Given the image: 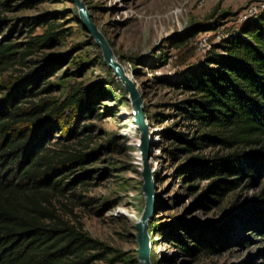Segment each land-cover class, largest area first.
Instances as JSON below:
<instances>
[{
    "label": "rangeland",
    "instance_id": "1",
    "mask_svg": "<svg viewBox=\"0 0 264 264\" xmlns=\"http://www.w3.org/2000/svg\"><path fill=\"white\" fill-rule=\"evenodd\" d=\"M84 1L144 97L152 133L149 163L156 185L155 212L150 220V236L156 245L153 264H264V236L240 228L237 221H227L226 247L193 255L182 249L184 236L211 232L221 227L232 212L260 202L264 198V177H243L236 188L219 197L208 192L212 178L188 182L182 174L196 156L215 158L240 147L219 143L174 157L170 153L174 142L167 136L171 130L195 129L179 116L178 110L190 93L169 82L181 79L189 66L202 62L213 46L239 28L240 12L253 0ZM24 2L11 0L4 10L0 44L11 35L26 51L31 36L42 35L49 28L43 24L31 31L26 23L38 17L55 24L54 30L61 32V38L50 47L33 49L0 73V101L7 96L8 86L35 68L50 72L39 87H49L50 91L34 98L36 102L47 98L51 105H60L76 90L88 91L95 110L87 118L75 106L54 115L46 123L51 130L46 144L53 154L97 150V157L88 165L91 178L85 179L90 185L77 181L52 201L65 220L100 242V250L106 255L95 264H141L138 222L145 208L143 131L137 124L129 92L105 61L101 46L85 28L73 0H36L30 7ZM217 20L219 26L196 33L180 47L174 45L194 25ZM83 125L91 128L82 130ZM73 128L82 133L68 138ZM82 173L81 169L71 173L65 169L57 176L69 174L64 177L66 183Z\"/></svg>",
    "mask_w": 264,
    "mask_h": 264
},
{
    "label": "trees",
    "instance_id": "2",
    "mask_svg": "<svg viewBox=\"0 0 264 264\" xmlns=\"http://www.w3.org/2000/svg\"><path fill=\"white\" fill-rule=\"evenodd\" d=\"M35 1L25 0L23 5L30 7ZM10 3L0 0V34L4 31V10ZM26 24L31 31L43 24L49 28L42 35L31 36L26 51L7 36L9 40L0 44V73L33 49L60 41L61 32L54 30L55 24L47 18L38 17ZM219 25V20L196 24L174 45L180 47L196 33ZM43 70L35 68L20 77L8 86L7 96L0 101V264H95L105 258L106 251L100 250V242L81 227L65 220L52 197L73 188L77 181L90 185L85 181L91 178L88 165L98 151L51 153L46 144L51 130L46 123L71 106L83 118L96 107L88 91L80 90L60 105H51L47 98L36 102L34 98L50 91L49 87L39 88L50 75ZM169 83L190 93L178 110L179 116L195 127L193 132H167L174 142L170 151L174 157L219 143L240 147L224 156L192 158L182 174L185 180L212 178L208 192L221 197L236 188L243 177H264V12L242 22L213 46L202 62L189 66L181 79ZM87 128L91 126H82V130ZM81 133L73 128L67 137ZM65 169L70 173L81 169L83 173L65 183L69 174L57 176ZM227 221H237L240 228L264 236V198L241 212H232L211 232L179 239L182 249L193 255L226 247ZM152 225L150 221L149 233Z\"/></svg>",
    "mask_w": 264,
    "mask_h": 264
},
{
    "label": "water",
    "instance_id": "3",
    "mask_svg": "<svg viewBox=\"0 0 264 264\" xmlns=\"http://www.w3.org/2000/svg\"><path fill=\"white\" fill-rule=\"evenodd\" d=\"M75 5L79 8L80 18L87 31L101 46L105 61L113 69L115 75L122 80L127 91L129 92V99L132 102L135 110L137 124L143 131V150H144V170H143V191L145 194V208L140 221L138 222V244L140 258H144V264H153L151 236L149 233V222L155 212L156 203V185L154 179V170L151 167L149 160L152 152V133L150 125L147 121V114L145 112L144 97L133 76L129 75L123 64L115 55L113 48L97 25L93 16L84 0H73Z\"/></svg>",
    "mask_w": 264,
    "mask_h": 264
},
{
    "label": "built area",
    "instance_id": "4",
    "mask_svg": "<svg viewBox=\"0 0 264 264\" xmlns=\"http://www.w3.org/2000/svg\"><path fill=\"white\" fill-rule=\"evenodd\" d=\"M262 12H264V0H253L245 6L242 12H240V22L242 23L245 20L257 16ZM201 45L206 46V42L201 41Z\"/></svg>",
    "mask_w": 264,
    "mask_h": 264
},
{
    "label": "bare ground",
    "instance_id": "5",
    "mask_svg": "<svg viewBox=\"0 0 264 264\" xmlns=\"http://www.w3.org/2000/svg\"><path fill=\"white\" fill-rule=\"evenodd\" d=\"M155 246H156L155 242H154L153 238H151V249L153 250L155 248ZM140 261H141V264H144L145 259L144 258H140Z\"/></svg>",
    "mask_w": 264,
    "mask_h": 264
}]
</instances>
